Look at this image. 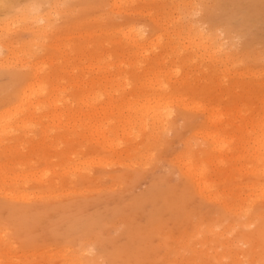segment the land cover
I'll return each mask as SVG.
<instances>
[{"label":"rangeland","instance_id":"374dc122","mask_svg":"<svg viewBox=\"0 0 264 264\" xmlns=\"http://www.w3.org/2000/svg\"><path fill=\"white\" fill-rule=\"evenodd\" d=\"M233 1L204 0L207 7L184 19L185 22L190 19L189 21L194 22L204 32L216 31L219 34L222 28L227 31L232 28L229 33L221 32L220 37L218 36L222 40L219 39L221 51H223L220 57L226 56L224 59L227 61L219 65V68L224 65L226 67L222 68V72L215 78L210 77L209 71L212 67L210 60L205 63L207 68L202 70L201 60L196 57L189 59L188 49L171 52L174 44L173 35V43L165 47L164 42H167V37L172 33L163 36L161 42L153 43L150 49L153 52L168 54L169 62L179 70L180 75L177 80L183 79L187 82V86L194 87L182 95L192 97L193 101H201L209 105L210 92L216 93L215 89L211 90L210 87L219 85L223 90L229 89L231 96L237 95L236 97L244 103L251 107L255 106L252 113L248 115L254 118L259 115L263 121L264 0H235L238 11L231 10L233 21L231 27H227V23H230L228 12ZM40 2H44L42 6L40 4L41 10L50 8V14L52 12L50 15L52 17L47 18L48 27L43 33L39 32L40 37L35 38L33 42L36 46L44 47L35 48L25 44L34 37L28 29L25 30V26L37 27L36 22L28 18L31 15L29 10L26 9L24 20H18L16 17V21L11 23L12 30H15L10 34L11 36L8 35L10 37L7 39L17 44L15 45L18 49L16 51L24 52V54L18 56L19 60L8 53L0 56V60L2 55L7 57L5 62L0 63L2 65L0 69V109L10 102L8 95L28 80L29 68H32V65L37 64L38 66L45 63L46 71L50 70L60 60V51L67 43L82 46L85 43L89 45L95 42V48L101 54L110 53L112 55V62L116 65L114 70H117L119 66L120 69L129 72L128 75L133 74L134 71L132 72L129 67L123 68L120 61L129 58L133 60L134 56L130 53L133 52L134 47L125 45V40L121 36L114 35L108 30L124 28L127 24H131L142 27L145 35L156 38L155 35L149 34L152 22L147 14L155 12L157 3H162L161 0H133L124 7H120L113 6L111 0H18L17 6L19 7L16 11L20 12L24 6L32 8L33 11L37 9ZM151 2H154V5H151ZM51 9L57 10V13ZM43 23L45 21L39 22V25ZM21 25L25 28L24 30ZM55 43H59V50L51 46ZM18 44H21V47ZM76 62L73 61L67 65V62L60 61V66L63 69L66 67L71 69L77 65L78 62ZM193 62L196 64H192ZM199 68L202 72L198 71ZM128 78L130 84L126 79L121 80L123 85L129 84L128 87L124 86V91H120V93L124 92L126 97L135 92L134 79ZM69 83V80H65L60 85L70 91ZM75 84L76 92L81 87V83L75 82ZM83 87L87 88L85 83ZM194 91L196 93L193 94ZM71 96L72 94L67 97L71 98ZM182 101L189 102L185 97ZM114 104L123 105V99L117 97L116 100L114 99ZM83 113L84 116L81 115L75 119L88 120L87 113ZM126 114L127 112L124 113ZM74 116L76 117L77 114L75 113ZM204 117L203 112L199 110L193 111L176 106L164 129L150 130L147 128L141 131L135 145L141 149V155H145L149 160L145 162L141 161V155H134L131 160L124 158L126 152H123L122 145L115 146L114 150L100 149L94 144V139L88 130L87 132L77 130L72 134L74 142L77 143L73 145V154L66 156L60 152L73 142L69 139H61L62 143L58 146L52 145V150L49 151L40 152L27 145L35 142L39 135L44 137L42 140H48L46 142L48 143L51 140L48 137L55 138L59 134L57 130L53 132L54 129L48 127L40 133L39 130L29 126L20 130L19 133L25 139L26 148L15 152L16 155L13 158L7 153L4 154L8 161L2 165V170L17 173L14 164L18 162L21 166L28 164V167H31L30 173H36L35 177L42 178L45 170L49 169L48 175L44 177L48 183L44 187L45 193L39 192L34 187L22 190L31 192V194L27 197L21 196L20 200L0 193V245L7 244L5 240L12 243L0 264H62L63 254H77L78 250L83 248L86 256L99 254L100 251L108 255V258L111 256L107 260L100 254L98 264H180L178 260L173 263V257L182 252L180 244L177 249L176 244L179 243L177 238L187 237L185 234H188L191 226L194 227L196 224L204 226L217 221L226 224L234 220L232 209L237 206L241 210L247 209L246 215H241L243 218L254 215L260 216V219L264 218V196L258 191L253 192V187L264 185V178L244 176L234 171L223 173V167L220 165L210 169L208 179L215 183V186H227L226 192H231L235 198L236 202L231 199V205L229 204L230 207L227 208L226 204H221L219 200L207 199L199 195L187 183L188 177L175 165L176 158L179 155L182 156L184 151L196 159L200 155H206L205 151H200L201 141L193 136L202 126ZM109 118L111 116L107 119ZM56 123L60 127L65 124L61 118L56 120ZM228 130H226L227 134H232ZM152 131L155 132L147 139L146 134ZM242 134H239L240 137L244 136L246 139L249 136V133ZM239 135L235 136V140L238 137L237 142L234 141L239 148L234 147L238 148L236 152L240 153L233 152L237 155L235 156L230 153L231 150L223 149L226 155L222 154L226 159L233 154L235 157H233L232 165L236 166L241 162L239 155L247 156V151L251 153L252 149L249 146L253 144L252 140H244V137H241L243 140L240 139V141ZM249 137L252 138L253 135ZM102 142L103 138L100 140V143ZM21 152L23 155H20ZM118 152L123 153L118 156ZM94 153L102 160H92ZM86 159H89V163L82 168L77 171L70 170L71 165ZM10 160H13V163H8ZM52 169H56L60 175L54 174ZM184 184L186 187H183ZM168 200L171 202L170 205L165 203ZM5 202L7 204L9 202L10 205L7 206ZM154 213L156 217L153 216ZM229 216H232L231 220ZM214 217L216 220H213ZM77 221H80V224ZM246 221L249 222V220ZM146 224L149 227L148 236H141L138 229H144ZM70 226H78L80 230L87 232L80 244L81 238L68 232L69 230L62 229ZM253 228V223L247 226V229L253 230ZM214 229L219 230L217 227ZM236 229L237 227L233 228L229 235L238 231ZM199 247L200 245L196 243L193 249ZM245 248L243 242L238 243L234 260L240 264H247V261L251 264V259L242 253ZM214 249L217 253L222 251L220 246H215ZM220 263L231 264V260L225 258Z\"/></svg>","mask_w":264,"mask_h":264},{"label":"bare ground","instance_id":"6f19581e","mask_svg":"<svg viewBox=\"0 0 264 264\" xmlns=\"http://www.w3.org/2000/svg\"><path fill=\"white\" fill-rule=\"evenodd\" d=\"M132 1L133 0H111V4L113 6L124 7L125 4ZM161 1V4L157 3V8L154 7L155 12H149L147 14L152 22V29L149 34L152 36L155 35L156 38L145 35V31L142 27L131 24H127L124 28H112L108 30L114 35L121 36L125 40V45H132L134 47L133 52L130 53V55L134 56V59L131 60V58H129L120 61L123 68L129 67L132 72L134 71L133 74L128 75L130 73L120 69L119 66L117 70H114L116 65L112 62V55L110 53L106 55L101 54L99 50L95 48V42L89 45L85 43L82 46L77 44L73 46L70 43L64 44L63 50L60 51V60L57 61L53 67L51 66L52 68L48 71H46L47 66L45 63L38 66L34 64L32 68H29L30 76L28 80L21 87H17L8 95L10 96V102L0 109V193H5V195H9L18 200H20L21 196L27 197L28 194H31V192L22 191L28 188L34 187L36 190H39V192L45 193L44 187L48 182L44 177L48 175L49 169L45 170V173L42 174V178L35 177L36 173H30L31 167H28V164L21 166L16 162L14 166L17 173H10L2 170V165L8 161V158H5L4 154L7 153V155L13 158L16 155L15 152L26 148L25 139L22 138L19 131L28 126L39 130L40 133H43L48 127L54 129L53 132L57 130L59 133L55 138L48 137L51 139L48 143H46L48 140H42L44 137L39 135L35 142L27 144L33 150H39L40 152L52 150V145L58 146L62 143L61 139L65 138L73 142H71L67 148L62 149L60 154L64 156L72 155L73 145L77 143L74 142V136L72 134L77 130L82 132H87L88 130L90 136L94 139V144L100 149L114 150L115 146L122 145L123 152H126V157L124 158L131 160L134 155L139 156L142 154L140 152L141 149L135 145L141 131L147 128L150 130L156 128L164 129L167 120L172 116L176 106L193 111L199 110L205 115L204 121L201 123L202 126L196 130L197 132L195 131L196 134L193 136L195 139L201 141L202 148L200 151H205L206 155H200L196 159L184 151L183 154H181L182 156L179 155L178 158H176V162L173 160L178 169L180 168L182 173L188 177L187 183L197 191L199 195L207 199L213 198L217 201L219 200L221 204L225 203L226 205H224L227 206V208L230 207L229 204L231 205V199L235 201L232 193L226 192L228 189L227 186H215V183L208 179V171L217 165L223 167V173L234 171L241 173V175L244 174V176H254L258 179L264 178V120L262 121L259 115L256 118L248 115L252 113L251 111L254 110L253 107L255 106L251 107L244 103L236 97L237 95L231 96L229 89L223 90L219 85L217 87H210L211 90L215 89L214 91H216V93H214V95L210 92L209 100L211 102L208 103L209 105L201 101H193L192 97H187L186 95H182V93L194 87L187 86V82L183 79L177 80L180 75L179 70L169 62L168 54L153 52L152 49H150L153 43L161 42L163 36H166L167 33H172L167 37V42H164L165 47H168L173 41V35L174 44L171 52H180V50L183 51V49H188L190 54L189 59L195 57L200 59L202 70L207 68L205 63L210 60V63H212V67L209 71L210 77L215 78L222 72L221 69L226 67V65H224V67L219 68V65L227 61L224 59L226 56H224V58L220 57L223 51H221V39L218 38V36L221 32L223 34L229 33L232 28L230 30L227 28L228 31L222 28L219 30L220 33L217 34L216 31H202L194 22L189 21L190 19L185 22L184 19L186 17L207 7L204 0ZM234 1L228 12L230 23H227V27H231L230 25L233 21L231 15L233 11L231 10L238 11V5H235ZM17 2L18 0H0V56L1 54L8 53L11 56H16L15 58L19 60L18 56L24 54V52L16 51L18 50L15 48L17 44L7 39L15 30H12L13 27L11 23L16 21V17L18 20H24L26 18L25 11L26 9L29 10L31 15H29L30 17L28 16V18L36 22L37 27L33 28V26L28 27L29 25H26L27 27L25 26V29L21 25L23 30L28 29L34 36L29 39L28 42H25V44H29L31 47L35 48H42L44 46H36L33 42L35 38L40 37L39 32L43 33L48 27L49 22L47 23V18L52 12L50 14V8L49 10H41V6L44 2H40L37 9L33 11L32 8L29 9L24 6L21 10L22 12H18L16 11L19 7L17 6ZM151 5H154V2H151ZM46 10H48L49 13ZM51 10H54V12L57 11L55 9ZM51 17L52 16H50V18ZM41 21H45V23L39 25ZM228 21L229 20H227V22ZM17 27H15L16 30ZM18 29L20 30L21 28ZM88 30H90V28H88ZM8 35L10 36L8 37ZM20 45L18 44L19 47H21ZM51 46L53 49H60L59 43H55ZM6 60L7 57L2 55L0 63ZM60 61L67 62V65L71 64L73 61H77L78 63L76 62L77 65L75 67L73 66L71 69L67 67L63 69V67L60 66ZM192 64L196 63L193 62ZM1 67L2 65H0V69ZM14 67L16 68V66ZM198 71L202 72L200 68ZM14 77L16 78V76ZM128 77L134 79L133 85H135V92L129 97H126L124 92L120 93V91H124V86L128 87L130 84V79ZM198 77L201 78V76ZM125 79L128 81V85L122 84L121 80ZM65 80L70 81L69 85L71 86V92L68 91L65 86L60 85V83H64ZM203 81H205V79H203ZM75 82L81 83V87L77 89L76 92ZM84 83L87 88L83 87ZM194 93L196 92L194 91L193 94ZM71 94V98H68L67 96ZM117 97L123 99V105L117 106L114 104V99L116 100ZM184 97L186 100H189V102H183L182 100ZM86 111H88V113ZM83 112L87 113L89 116L88 120H76L75 118L85 115ZM125 112H127L126 115H124ZM75 113L77 114L76 117L74 116ZM109 116H111V118L107 119ZM60 118L65 122L61 127L56 123V120ZM262 118H264V113ZM228 129L232 134H227L226 130ZM154 132L155 131L147 133V139H149ZM225 133L227 134L226 137H224L226 135ZM240 133H249V136L253 135L252 138L246 135L248 137L247 139L252 140L251 142H253V144L249 146L252 149L251 153L247 151V156L245 154V156H242L243 154L239 155L240 158H238L241 162L239 163L237 161L239 165L236 166L232 165L234 160L233 157L237 156L233 152L238 153L236 150H238L239 147L236 146L237 144L235 145L238 137L237 140H235V136ZM241 137L239 135V140L244 136ZM102 138L103 142L100 143ZM225 138L228 139L225 140ZM243 139L245 140L246 137ZM55 140H57V142H55ZM124 142L125 144H123ZM234 146L238 148L236 149ZM223 149L231 150L230 153H233L235 156L232 154L230 158L227 157L226 159L222 156V154L226 155V151L224 153ZM123 152H118L117 155L120 156ZM95 153L92 156V160L97 159L101 161V157L97 158ZM20 155H23V153L21 152ZM140 158L141 161L144 162L147 160L145 155H141ZM78 160H81V158H78ZM259 162L261 163L257 164ZM8 163H13V160H10ZM87 163H89V159L78 161L69 168H71V171H77ZM52 172L57 176L60 175L56 169H52ZM35 183H37L36 186ZM183 187H186L185 184ZM255 187H253V192L258 191L264 196V185ZM168 201H165V203L167 202V204L170 205L169 203L171 202ZM5 204H7V202H5ZM9 205L8 202L7 206ZM231 209L232 207L230 210ZM232 211L234 220L226 224L222 223V221H217L216 223L210 222L211 224L209 223L204 226L196 224L194 227L191 226V229L188 230L189 232L184 231L185 233L188 232V234H185L187 237L184 236L185 238L182 239L177 238L179 239V243L178 245L176 244V246H178L177 249L180 244L182 252L177 255L175 254L176 256L174 255L173 263L178 260L180 264H221L220 262L223 259L230 258L231 264H240L234 260V258L237 255L238 243L243 242L246 246V248L242 250L244 256L251 259V264H262L264 262V222L262 223L264 218H261V220L260 216L254 215L253 217H244V219L241 215H246L247 209L241 210L238 206L234 207ZM153 216L156 217L157 215L154 213ZM232 216H229L230 220ZM222 217H224V215ZM213 220H216V218ZM246 220H249V222ZM77 223L80 224V221H77ZM252 223L254 227L253 230L247 229V226ZM144 226V229H138L139 234L141 236H148V224ZM216 227L219 228L220 231L215 230L214 228ZM235 227H237L236 230L238 231L229 235V232ZM62 229L65 231L69 230L68 232L74 233L76 237L81 238L79 244L87 234L86 231L80 230L78 226H70ZM55 232L59 233L57 231ZM5 243L7 244L0 245V261H2L6 255V251L12 244L9 243L8 240H5ZM196 243L199 244L200 247L193 249L196 247ZM83 246H85V244H83ZM215 246L222 247V251L220 253L215 252ZM100 254L107 258V260L111 258V256L108 258V255H104L101 251L99 254L96 253L93 256H86L83 248L78 250L77 254H63L61 262L62 264H98L100 262ZM177 257L178 259H175ZM107 262L109 263V261ZM113 262L115 263L114 259ZM247 264H250V262L247 261Z\"/></svg>","mask_w":264,"mask_h":264}]
</instances>
